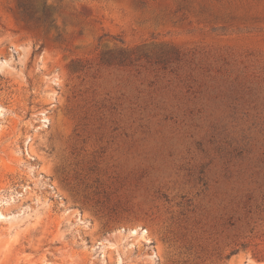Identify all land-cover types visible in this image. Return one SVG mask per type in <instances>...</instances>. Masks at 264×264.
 I'll return each mask as SVG.
<instances>
[{
	"label": "rangeland",
	"instance_id": "1",
	"mask_svg": "<svg viewBox=\"0 0 264 264\" xmlns=\"http://www.w3.org/2000/svg\"><path fill=\"white\" fill-rule=\"evenodd\" d=\"M0 264H264V0H0Z\"/></svg>",
	"mask_w": 264,
	"mask_h": 264
}]
</instances>
